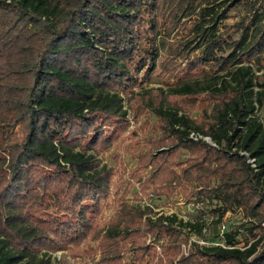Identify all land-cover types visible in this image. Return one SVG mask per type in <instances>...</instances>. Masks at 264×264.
Listing matches in <instances>:
<instances>
[{
    "label": "trees",
    "instance_id": "16d2710c",
    "mask_svg": "<svg viewBox=\"0 0 264 264\" xmlns=\"http://www.w3.org/2000/svg\"><path fill=\"white\" fill-rule=\"evenodd\" d=\"M231 9L239 20L219 31ZM160 27L166 36L187 27L191 38L174 48L158 39ZM166 45L159 67L174 82L146 89ZM262 59L264 0H0V264H264V122L256 115L264 83L254 71ZM199 100L201 118L192 119L185 108ZM128 111L157 120L147 151L134 149L132 184L142 192L158 185V195L182 187L187 202L215 205L205 209L211 220L121 201L113 221L98 225L115 172L98 156L127 131ZM236 209L247 221L241 232L228 228L226 247L193 243L182 252L190 232L217 240L224 214Z\"/></svg>",
    "mask_w": 264,
    "mask_h": 264
},
{
    "label": "rangeland",
    "instance_id": "374dc122",
    "mask_svg": "<svg viewBox=\"0 0 264 264\" xmlns=\"http://www.w3.org/2000/svg\"><path fill=\"white\" fill-rule=\"evenodd\" d=\"M197 11V10H196ZM227 17L219 20L217 24V28L219 31H223L226 25H230L234 21L239 20L241 16V12L237 9H231L227 12ZM195 17L194 14L185 17L182 21H187V26L190 25L189 19H193ZM160 32L158 39L166 41L167 44L172 45L176 48L180 43L187 42L191 37L187 34V27L181 29L180 27H176L169 36H166L163 27H160ZM160 43V41H159ZM195 43L191 44L194 46ZM166 47H159L157 52V56L153 61V65L149 70L147 79L145 81V88H162L167 89V87L174 82V73L172 72H163L162 68L159 67V64L163 59L167 57ZM198 52V51H196ZM192 55V54H191ZM177 63H179V70L184 66L185 61L182 58L175 59ZM264 60L262 59L259 65L254 66V71L256 75V82L264 83ZM143 70L140 71V74ZM200 82H207L206 78L202 76L198 78ZM177 101L178 99H173ZM124 107L126 108V102L124 101ZM203 102L201 100L197 101L195 105H191L185 108L186 112L192 119L200 120L202 115ZM256 115L259 117L260 121L264 122V110L258 109L256 111ZM128 128L127 131L122 134V136L117 140L115 146L111 148L109 151L102 153L98 156L101 161V165H105L108 168L113 169L115 172L111 179L110 190L106 194V197L100 201L101 214L98 217V225L104 226L108 225L114 219V213L121 201H126L129 203L137 204L142 207L143 204L149 203L154 206L153 211L154 214H158L159 212H167L173 211L176 212L179 217L192 218L196 213L191 212L189 210L190 204H196L198 207H201V203L196 199L197 197L189 198L190 200L187 202L186 195L184 189L182 187L174 188L168 194H160L158 195L156 190L158 189V185H152L145 191H140L139 182L132 184L130 180V171L136 166V160L133 157H136L138 152L143 151L146 152V148L144 147L145 141L149 140V138L154 133L157 127L156 117L149 113L145 112L140 115L137 120L132 117L131 112L128 111ZM191 135V134H190ZM189 135V138L194 139ZM197 139H202L203 141L210 143L211 141L199 135H195ZM156 137H159V134H156ZM196 140V139H195ZM140 146V150L138 152H134V149ZM143 147V148H142ZM162 150V149H160ZM187 156V154L185 155ZM150 167L144 172L143 177L149 176ZM162 190V188H160ZM141 197H143L141 199ZM206 206L205 208H203ZM214 204H209L208 201H204L202 208L203 209H213ZM237 216V218H235ZM236 221L238 224H242L247 221L244 217V212L241 210L239 215L235 213H229V216L226 218L227 226L230 227L232 222ZM262 232L264 233V224H262ZM254 233H259L258 230ZM260 235V234H259ZM241 242H244L247 238L244 236H240L238 238ZM264 239V237H263ZM252 242V241H251ZM249 242V243H251ZM243 245V243H241ZM240 245V246H241ZM159 250V247H157ZM61 256V252L56 254H52V261L55 262L59 260ZM69 264H80V261L70 259L67 257ZM126 260H128L126 258Z\"/></svg>",
    "mask_w": 264,
    "mask_h": 264
},
{
    "label": "built area",
    "instance_id": "2783aa9c",
    "mask_svg": "<svg viewBox=\"0 0 264 264\" xmlns=\"http://www.w3.org/2000/svg\"><path fill=\"white\" fill-rule=\"evenodd\" d=\"M190 136L193 137L194 139H197V137L193 133ZM247 161L251 164V166H254L253 160L248 159ZM200 203L202 204L201 207H198L196 204H193V203L190 204V206H188L189 207V210L191 212H193V213L194 212L197 213V211H202V212L205 213V216H204L203 219L206 220V217H207L208 218V221L211 220L210 214L207 213V210L203 209V208H205V206L202 208L203 203L202 202H200ZM143 206L144 207L145 206L150 207V208L153 209V211L156 212V210L154 209V206L151 205V204H149V203H146L145 202L143 204ZM240 212H241V209H236L235 211H231V210L230 211H227L224 214V216L222 218V222L218 225L219 237L214 242L208 241V240H206L204 238H201V237L197 236L196 234H193V233L190 232L189 233V236H188L187 243L184 244V245H182V252L184 254H186L189 251V249H190V247H191V245L193 243H196V244L201 245V246H210V245L211 246H217V245H219V246H222V247H226V244L224 242V234L228 231V228H229L227 226L226 218L229 216V213H232V214L235 213L236 215H239ZM161 214H163L165 216L176 215L178 219H182L183 221L193 222V218H190V217L189 218L179 217L177 215V213L176 212H173V211L159 212L157 215H161ZM235 218H237V216ZM239 225H240V223L238 224L236 221H234V222H232V225L231 226L233 228L237 229L238 232H241L242 231L241 228H238ZM206 232H207L206 228L203 229V233H206ZM240 245H241V243L240 244H237L236 247L243 248V246L242 245L240 246Z\"/></svg>",
    "mask_w": 264,
    "mask_h": 264
}]
</instances>
